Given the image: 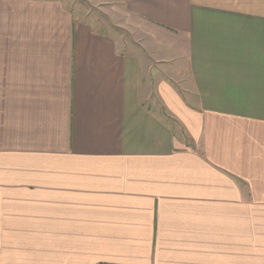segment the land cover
I'll return each instance as SVG.
<instances>
[{"label": "crops", "instance_id": "crops-1", "mask_svg": "<svg viewBox=\"0 0 264 264\" xmlns=\"http://www.w3.org/2000/svg\"><path fill=\"white\" fill-rule=\"evenodd\" d=\"M0 0V264H264V0Z\"/></svg>", "mask_w": 264, "mask_h": 264}, {"label": "rangeland", "instance_id": "rangeland-1", "mask_svg": "<svg viewBox=\"0 0 264 264\" xmlns=\"http://www.w3.org/2000/svg\"><path fill=\"white\" fill-rule=\"evenodd\" d=\"M75 17L94 24L99 30L110 32L124 41L137 42L138 35L126 26L122 10L109 0H60Z\"/></svg>", "mask_w": 264, "mask_h": 264}]
</instances>
